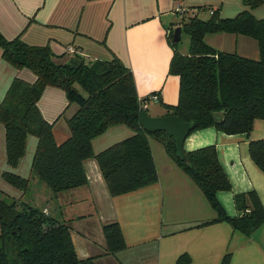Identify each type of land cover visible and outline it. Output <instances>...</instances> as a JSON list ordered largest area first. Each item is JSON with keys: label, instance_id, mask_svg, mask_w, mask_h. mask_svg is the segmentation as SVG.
<instances>
[{"label": "crops", "instance_id": "crops-1", "mask_svg": "<svg viewBox=\"0 0 264 264\" xmlns=\"http://www.w3.org/2000/svg\"><path fill=\"white\" fill-rule=\"evenodd\" d=\"M177 9H184L182 15ZM248 11L264 19V4L250 9L244 0H0V33L7 40L20 38L30 46L48 47L66 63L74 55L83 60L111 61L117 58L132 74L139 99L159 94L151 117L167 116L164 106L178 101L179 79L169 75V64L176 47L170 35L174 22L197 13L208 19L212 12L221 19H232ZM206 14V15H205ZM203 16V17H202ZM214 35V36H212ZM213 49L258 60L257 43L248 37L214 33L204 37ZM75 50L72 55L68 49ZM0 49V104L15 78L34 83L27 69H15L2 60ZM152 103V102H148ZM147 104V107H148ZM38 109L53 125L57 144L69 137L67 120L76 106L69 105L61 89L47 87ZM4 127L0 124V193L13 191L2 178L12 172L29 178L37 139L28 136L23 158L15 169L6 163ZM134 133L124 125L109 128L92 143L99 154ZM264 141V120H255L249 134L226 135L214 128L193 132L183 150L190 152L214 145L219 163L230 183V192H219L217 199L227 216H239L233 203L236 194L254 192L264 209V173L249 155V143ZM158 181L149 187L112 197L94 159L83 163L87 184L54 199L58 209L47 213L65 223L79 259L94 264H264V223L249 237L215 219L201 191L180 171L164 147L149 139ZM17 196L21 197V192ZM117 223L124 248L110 253L103 226ZM210 223V224H209Z\"/></svg>", "mask_w": 264, "mask_h": 264}, {"label": "trees", "instance_id": "trees-1", "mask_svg": "<svg viewBox=\"0 0 264 264\" xmlns=\"http://www.w3.org/2000/svg\"><path fill=\"white\" fill-rule=\"evenodd\" d=\"M244 3L254 9L264 0ZM179 27L189 37V48L186 55L173 50L168 74L179 79L178 101L175 106H164L167 114L191 124L189 134L207 128L226 135L249 134L255 120H264V19L257 20L248 11L232 19H221L212 12L203 20L196 13L183 18ZM214 33L253 39L258 60L213 49L204 37ZM172 34L173 30L170 44L174 48ZM0 49L4 62L15 69H27L36 77L32 84L15 78L0 104L6 163L11 170L25 154L27 137L37 139L28 179L12 172L1 174L21 197L7 201L0 193V264H94L92 259L77 257L68 226L43 210L50 205L54 213L58 209L54 199L86 186L83 163L88 159L97 163L112 197L156 184L149 139L164 147L204 195L215 213L210 223L225 222L247 237L264 223V209L254 192L233 196L239 216L231 218L225 213L217 194L230 192L231 183L214 145L178 156L174 140L165 132H146L140 127L145 99L137 97L131 72L117 58L85 62L74 55L60 63L48 47L30 46L18 37L7 40L1 33ZM47 87L61 89L69 105L76 106L67 120L69 137L61 144L55 142L53 125L43 119L37 106ZM219 112L225 116L216 124L213 114ZM117 125L126 126L134 135L95 155L92 141ZM248 150L264 173V141L250 142ZM36 186L42 188L37 190ZM103 234L110 253L125 247L117 223L103 226ZM227 262L226 257L223 264Z\"/></svg>", "mask_w": 264, "mask_h": 264}, {"label": "water", "instance_id": "water-1", "mask_svg": "<svg viewBox=\"0 0 264 264\" xmlns=\"http://www.w3.org/2000/svg\"><path fill=\"white\" fill-rule=\"evenodd\" d=\"M180 37L181 28L177 27L173 30L172 42L174 44L178 43L180 41ZM224 116V112L214 113L213 120L216 124H218L220 121H223ZM138 123L146 132H165L174 140L177 155H183V145L192 129L191 124L183 122L179 118L172 115L151 117L146 112H142L140 114ZM26 200H31L29 193L26 194Z\"/></svg>", "mask_w": 264, "mask_h": 264}, {"label": "rangeland", "instance_id": "rangeland-1", "mask_svg": "<svg viewBox=\"0 0 264 264\" xmlns=\"http://www.w3.org/2000/svg\"><path fill=\"white\" fill-rule=\"evenodd\" d=\"M206 15V14H205ZM203 17V16H202ZM182 21H183V18H178V20H176L175 22H174V28H173V30L175 29V28H177V27H179L180 26V24L182 23ZM212 36H214V35H212ZM175 47H176V50L180 53V54H182V55H186L187 53H188V48H189V37H188V35H186L185 33H181V37H180V41L178 42V43H176V45H175ZM88 61H90L91 62V60H86V62H88ZM77 89H78V91L79 92H81L82 93V91L77 87ZM154 104V102H152V103H149L148 104V107H147V109H146V111L147 112H150L151 111V109L153 108V105ZM37 187V190H40L42 187H40V186H36ZM44 189V188H43ZM6 194L7 195H5L4 194V196L6 197V200L7 201H11V200H15V201H18V199H19V197L17 196V191L15 190V189H13V191H11V193H9V192H6ZM39 205H43L42 203H39Z\"/></svg>", "mask_w": 264, "mask_h": 264}, {"label": "built area", "instance_id": "built-area-1", "mask_svg": "<svg viewBox=\"0 0 264 264\" xmlns=\"http://www.w3.org/2000/svg\"><path fill=\"white\" fill-rule=\"evenodd\" d=\"M183 10H184V9H177V13L180 14V15H182V14L184 13ZM68 52H69L70 54H72V55L75 54V50H73L72 48H69V49H68ZM148 102L158 103V102H159V94H151L148 98H146L145 101L142 102V104H141V108H142L143 110H146V109H147V104H148ZM43 212H44V214H46V215L48 214L47 211H46L45 209L43 210Z\"/></svg>", "mask_w": 264, "mask_h": 264}]
</instances>
